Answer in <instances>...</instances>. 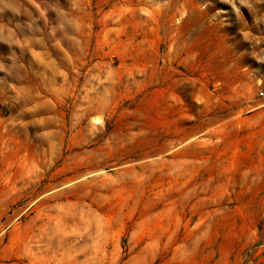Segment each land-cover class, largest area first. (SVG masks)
I'll use <instances>...</instances> for the list:
<instances>
[{"label": "rangeland", "instance_id": "1", "mask_svg": "<svg viewBox=\"0 0 264 264\" xmlns=\"http://www.w3.org/2000/svg\"><path fill=\"white\" fill-rule=\"evenodd\" d=\"M0 264H264V0H0Z\"/></svg>", "mask_w": 264, "mask_h": 264}, {"label": "built area", "instance_id": "2", "mask_svg": "<svg viewBox=\"0 0 264 264\" xmlns=\"http://www.w3.org/2000/svg\"><path fill=\"white\" fill-rule=\"evenodd\" d=\"M259 94H260V95H263V93H262V92H260Z\"/></svg>", "mask_w": 264, "mask_h": 264}]
</instances>
